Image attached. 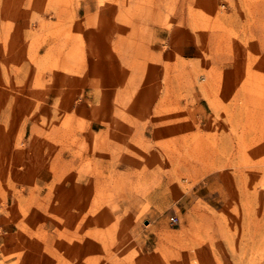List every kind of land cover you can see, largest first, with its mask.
Here are the masks:
<instances>
[{
	"label": "rangeland",
	"instance_id": "374dc122",
	"mask_svg": "<svg viewBox=\"0 0 264 264\" xmlns=\"http://www.w3.org/2000/svg\"><path fill=\"white\" fill-rule=\"evenodd\" d=\"M0 264H264V0H0Z\"/></svg>",
	"mask_w": 264,
	"mask_h": 264
}]
</instances>
